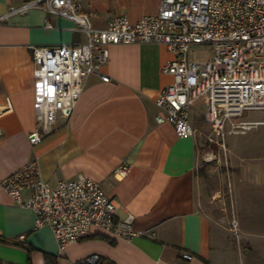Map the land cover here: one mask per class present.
<instances>
[{
    "label": "crops",
    "instance_id": "0c3cea01",
    "mask_svg": "<svg viewBox=\"0 0 264 264\" xmlns=\"http://www.w3.org/2000/svg\"><path fill=\"white\" fill-rule=\"evenodd\" d=\"M33 1L0 0V17L7 15L0 22V97L11 104L0 116V180L31 159L51 187L83 175L116 202L119 218L134 217L136 236L124 241L96 233L59 250L52 231L34 229L32 210L0 188V238L17 243L0 241V263L43 264L48 254L57 264H81L91 256L111 264H264V243H254L252 232H242L243 241L240 231L235 237L199 210L195 135L180 139L171 124L154 122L159 112L155 97L172 82L161 71L174 57L164 46H110L101 69L108 81L87 76L70 115L58 117L39 144L29 143L36 125L29 46L84 40L72 21L47 13L44 3L10 13ZM79 1L81 12L98 29L116 16L134 23L155 15L159 6V0ZM122 165L129 167L123 178L114 173ZM29 194L23 191L22 201ZM182 253L191 258L183 259Z\"/></svg>",
    "mask_w": 264,
    "mask_h": 264
},
{
    "label": "built area",
    "instance_id": "2783aa9c",
    "mask_svg": "<svg viewBox=\"0 0 264 264\" xmlns=\"http://www.w3.org/2000/svg\"><path fill=\"white\" fill-rule=\"evenodd\" d=\"M39 3H44L47 13L72 21L73 31L84 40L64 46H29L36 121L28 135L32 146L49 135L58 117L70 115L87 76L108 81L101 69L112 45L153 43L173 54L161 69L172 82L155 97L159 112L154 122L171 124L178 138L194 136L191 111L196 105L203 107L204 122L221 139L225 134L242 135L264 125L246 119L250 112L264 111V0H159L155 15L134 23L116 16L103 29L92 26L81 12L79 0H36L10 13H25ZM6 16L0 17V22ZM45 28H51L48 22ZM193 46L205 49L203 59L189 57ZM10 110L8 98L0 97V116ZM128 169L122 165L114 173L123 178ZM0 188L17 204L32 210L34 229L52 231L59 250L96 233L124 241L136 236L134 217L119 218L116 202L83 175L51 187L42 180L37 160L31 159L3 177ZM23 191L30 192L25 201L21 199ZM229 230L239 236L234 219ZM182 258L191 257L182 253ZM96 261L97 257L91 256L81 264Z\"/></svg>",
    "mask_w": 264,
    "mask_h": 264
},
{
    "label": "rangeland",
    "instance_id": "374dc122",
    "mask_svg": "<svg viewBox=\"0 0 264 264\" xmlns=\"http://www.w3.org/2000/svg\"><path fill=\"white\" fill-rule=\"evenodd\" d=\"M205 49L193 46L191 59H203ZM203 107L191 111L197 144L199 187L197 206L225 229L231 221L242 232H252L254 243H264V125L242 135L225 134L224 139L202 118ZM247 120L264 122L263 112L246 114ZM238 231V234H239Z\"/></svg>",
    "mask_w": 264,
    "mask_h": 264
},
{
    "label": "trees",
    "instance_id": "16d2710c",
    "mask_svg": "<svg viewBox=\"0 0 264 264\" xmlns=\"http://www.w3.org/2000/svg\"><path fill=\"white\" fill-rule=\"evenodd\" d=\"M0 241L4 242V243L14 244V245L17 244V243H14L12 241H6V240L1 239V238H0ZM22 247L25 248L27 250V252H30V250H31L30 247H25V246H22ZM0 264H7V263H0ZM27 264H31L29 260H28ZM43 264H57L56 257H54L52 255L45 254ZM95 264H111V263L106 262L105 260H102L99 262V260H98V261H96Z\"/></svg>",
    "mask_w": 264,
    "mask_h": 264
}]
</instances>
